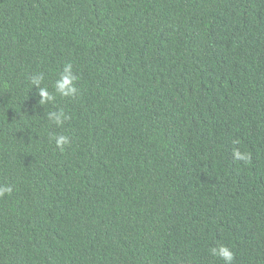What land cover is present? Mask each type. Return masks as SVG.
<instances>
[{"label":"trees","instance_id":"trees-1","mask_svg":"<svg viewBox=\"0 0 264 264\" xmlns=\"http://www.w3.org/2000/svg\"><path fill=\"white\" fill-rule=\"evenodd\" d=\"M4 185L0 264H264V0H0Z\"/></svg>","mask_w":264,"mask_h":264},{"label":"clouds","instance_id":"clouds-1","mask_svg":"<svg viewBox=\"0 0 264 264\" xmlns=\"http://www.w3.org/2000/svg\"><path fill=\"white\" fill-rule=\"evenodd\" d=\"M77 80H78V76L73 71V66L70 63L66 64L63 67L62 72L60 73L59 79L55 81L54 84L55 93H57L58 95L64 98L75 97L79 92V89L76 86ZM43 81H44L43 74H37L36 76L31 77V84L39 90V96L41 97L39 102L40 105L55 100V95L51 94L47 87H41ZM48 115L51 121L56 125H62L63 122L66 119H68V117L66 116V114L62 109L59 111L50 112ZM54 139L56 146L61 150L64 149L65 145L70 143L69 137L65 135L55 136ZM236 155L237 157L247 159V157H241V154L239 152H237ZM11 191H12L11 186H7V185L0 186V197H3L4 195L11 193ZM211 254L213 256H217L220 259H222L225 262V264H232L234 260L233 251L225 245H220L219 247L212 248Z\"/></svg>","mask_w":264,"mask_h":264}]
</instances>
